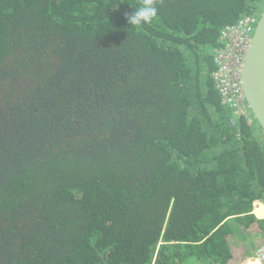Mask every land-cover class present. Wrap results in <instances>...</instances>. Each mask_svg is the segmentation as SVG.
<instances>
[{"label":"trees","instance_id":"trees-1","mask_svg":"<svg viewBox=\"0 0 264 264\" xmlns=\"http://www.w3.org/2000/svg\"><path fill=\"white\" fill-rule=\"evenodd\" d=\"M141 3L0 0V264H255L264 131L214 73L264 0Z\"/></svg>","mask_w":264,"mask_h":264},{"label":"built area","instance_id":"built-area-1","mask_svg":"<svg viewBox=\"0 0 264 264\" xmlns=\"http://www.w3.org/2000/svg\"><path fill=\"white\" fill-rule=\"evenodd\" d=\"M258 12L244 15L235 24L226 25L220 35L221 47L215 49L218 65L216 71L217 88L224 101L234 108L237 114L249 115L242 84V70L252 36L258 23ZM260 264H264V244L255 250Z\"/></svg>","mask_w":264,"mask_h":264},{"label":"water","instance_id":"water-1","mask_svg":"<svg viewBox=\"0 0 264 264\" xmlns=\"http://www.w3.org/2000/svg\"><path fill=\"white\" fill-rule=\"evenodd\" d=\"M242 84L250 111L264 131V9L243 65Z\"/></svg>","mask_w":264,"mask_h":264},{"label":"clouds","instance_id":"clouds-1","mask_svg":"<svg viewBox=\"0 0 264 264\" xmlns=\"http://www.w3.org/2000/svg\"><path fill=\"white\" fill-rule=\"evenodd\" d=\"M156 3L157 0H142V3L136 7L134 12L125 13L128 24L139 27L151 23L157 17Z\"/></svg>","mask_w":264,"mask_h":264},{"label":"crops","instance_id":"crops-1","mask_svg":"<svg viewBox=\"0 0 264 264\" xmlns=\"http://www.w3.org/2000/svg\"><path fill=\"white\" fill-rule=\"evenodd\" d=\"M264 217V216H263ZM253 252H255V249H253L252 250ZM255 256H256V254H255ZM243 264V262H242V258H241V253H239V258H238V260H237V262L235 263H232V264ZM255 264H259V261H258V258H257V256H256V260H255Z\"/></svg>","mask_w":264,"mask_h":264},{"label":"bare ground","instance_id":"bare-ground-1","mask_svg":"<svg viewBox=\"0 0 264 264\" xmlns=\"http://www.w3.org/2000/svg\"><path fill=\"white\" fill-rule=\"evenodd\" d=\"M260 17H261V13L258 14V19H259ZM251 44H252V42H251ZM251 44H250V47H251ZM249 50H250V48H249ZM249 50L247 51V54H248ZM247 54H246V56H247ZM215 61H216V59H215ZM216 73H217V72L214 73L215 80H217V78H216ZM257 216H258V215H257ZM258 217H259V216H258ZM260 218H262V217H260ZM255 254H256V256H257V258H258V261H259V264H260V259H259L258 255H257V253H255Z\"/></svg>","mask_w":264,"mask_h":264},{"label":"rangeland","instance_id":"rangeland-1","mask_svg":"<svg viewBox=\"0 0 264 264\" xmlns=\"http://www.w3.org/2000/svg\"><path fill=\"white\" fill-rule=\"evenodd\" d=\"M248 113H249V115H248V116H249V118H250V113H251V111H248Z\"/></svg>","mask_w":264,"mask_h":264}]
</instances>
